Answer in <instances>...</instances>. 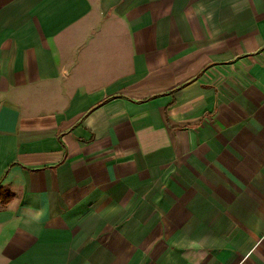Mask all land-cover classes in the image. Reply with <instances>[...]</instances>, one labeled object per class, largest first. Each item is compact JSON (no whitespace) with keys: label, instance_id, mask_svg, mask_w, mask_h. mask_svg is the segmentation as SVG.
<instances>
[{"label":"crops","instance_id":"1","mask_svg":"<svg viewBox=\"0 0 264 264\" xmlns=\"http://www.w3.org/2000/svg\"><path fill=\"white\" fill-rule=\"evenodd\" d=\"M0 264H264V0H0Z\"/></svg>","mask_w":264,"mask_h":264},{"label":"trees","instance_id":"2","mask_svg":"<svg viewBox=\"0 0 264 264\" xmlns=\"http://www.w3.org/2000/svg\"><path fill=\"white\" fill-rule=\"evenodd\" d=\"M3 195H4V193L1 191L0 192V201H2L4 199Z\"/></svg>","mask_w":264,"mask_h":264}]
</instances>
